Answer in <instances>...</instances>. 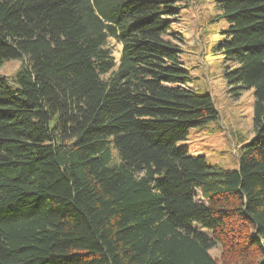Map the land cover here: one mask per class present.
I'll return each instance as SVG.
<instances>
[{
	"label": "trees",
	"instance_id": "obj_1",
	"mask_svg": "<svg viewBox=\"0 0 264 264\" xmlns=\"http://www.w3.org/2000/svg\"><path fill=\"white\" fill-rule=\"evenodd\" d=\"M181 7L0 0V65L21 59L0 74V264H264V0H216L225 80L254 94L236 168L177 146L220 114L187 85Z\"/></svg>",
	"mask_w": 264,
	"mask_h": 264
},
{
	"label": "rangeland",
	"instance_id": "obj_2",
	"mask_svg": "<svg viewBox=\"0 0 264 264\" xmlns=\"http://www.w3.org/2000/svg\"><path fill=\"white\" fill-rule=\"evenodd\" d=\"M182 7L172 23V29L182 40L181 60L188 70L193 89L211 94L219 110L216 120L191 127L187 139L177 146L187 149L192 155L204 156L209 164L227 168L238 167L240 146L249 141L254 131L253 89L243 90L235 95L226 82L224 69L227 62L214 46L220 37L221 23L213 18L219 10L216 0H180ZM109 44L119 61L122 44L114 38ZM21 64V59H7L0 65V74L11 77ZM221 258L222 247L211 250Z\"/></svg>",
	"mask_w": 264,
	"mask_h": 264
}]
</instances>
